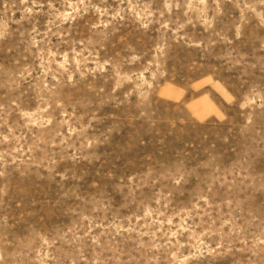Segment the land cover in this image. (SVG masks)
Segmentation results:
<instances>
[{"label": "rangeland", "instance_id": "obj_1", "mask_svg": "<svg viewBox=\"0 0 264 264\" xmlns=\"http://www.w3.org/2000/svg\"><path fill=\"white\" fill-rule=\"evenodd\" d=\"M0 264H264V0H0Z\"/></svg>", "mask_w": 264, "mask_h": 264}]
</instances>
